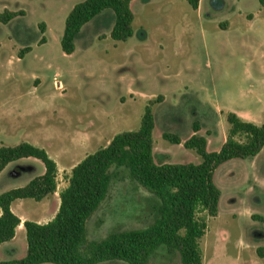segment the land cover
Here are the masks:
<instances>
[{
  "label": "rangeland",
  "instance_id": "rangeland-1",
  "mask_svg": "<svg viewBox=\"0 0 264 264\" xmlns=\"http://www.w3.org/2000/svg\"><path fill=\"white\" fill-rule=\"evenodd\" d=\"M82 1L0 0V12H18L0 22V146L27 141L44 148L59 165L58 186L68 185L76 163L114 135L139 129L151 101L158 164H199L201 156L183 144L195 133L207 139L209 152L219 151L230 128L229 112L264 123L259 0H200L197 9L187 0H132L130 38L111 37L115 13L106 9L82 27L75 51L67 54L61 45L66 17ZM165 132L183 142H170ZM8 171L13 181H0V193L42 175L45 166L27 157ZM214 182L222 191L218 215L198 213L208 223L200 241L203 264H264L256 253L264 245V221L255 217H264V148L253 158L221 164ZM21 202L39 204L31 198ZM156 202L127 168H115L107 198L87 222L88 240L148 226ZM52 205L50 198L48 210ZM21 238L16 254L8 258L3 247L0 258L25 257L27 240ZM179 262L165 248L150 259V264Z\"/></svg>",
  "mask_w": 264,
  "mask_h": 264
},
{
  "label": "trees",
  "instance_id": "trees-1",
  "mask_svg": "<svg viewBox=\"0 0 264 264\" xmlns=\"http://www.w3.org/2000/svg\"><path fill=\"white\" fill-rule=\"evenodd\" d=\"M132 0H84L74 5L65 21L62 49L71 54L82 27L106 9L115 13L111 37L125 41L133 35ZM197 9L200 0H187ZM264 7V0H259ZM18 12L5 9L0 22L8 23ZM44 32V24L41 25ZM46 37L41 39V43ZM31 48L21 50L23 56ZM163 98L159 96L157 99ZM157 101V100H155ZM154 101H151V104ZM151 104L146 106L137 130L117 133L110 142L86 155L71 170L68 185L60 192V206L47 223L25 220L27 254L20 259L0 261V264H99L121 261L129 264H150L151 257L161 248L179 256V264H203L200 241L208 223L199 217L200 211L216 217L219 213L221 189L214 182L215 170L234 158H253L264 148V123L245 121L229 112L228 135L219 151L207 150V139L193 134L182 141L174 133L164 138L182 143L202 158L199 164H158L154 159L155 117ZM199 130L198 122H195ZM34 157L44 163L42 175L26 185L0 193V245L12 240L21 219L11 208L17 199L41 201L55 193L58 187V164L42 147L23 141L0 146V172L11 162ZM125 167L130 176L156 198L154 219L146 227L114 231L97 242L88 240L87 222L99 210L109 194L114 169ZM264 221L263 216H255ZM264 259V245L256 249Z\"/></svg>",
  "mask_w": 264,
  "mask_h": 264
},
{
  "label": "crops",
  "instance_id": "crops-1",
  "mask_svg": "<svg viewBox=\"0 0 264 264\" xmlns=\"http://www.w3.org/2000/svg\"><path fill=\"white\" fill-rule=\"evenodd\" d=\"M13 162L9 163L0 172V181L5 182V183L6 182H9V181L10 182L13 181V176H11L9 174L11 170L8 171L10 165H12ZM24 167L25 166H22V168H24ZM59 169L60 168H59V165H58V170ZM6 171H8L9 173L6 172ZM19 175H21V173H19ZM4 186H6V185H4ZM66 186H67V184L64 185L62 188L60 186H58L57 187V191L55 193H53V194L45 197L41 201H37L40 205H43V206H38L39 204H35L36 206L27 205L28 204L27 202H21L23 200L25 201L28 198H25V199H17V200H15L12 203V205H11L12 211L16 215H18L20 217L21 223L18 225V227L16 229V235H15V237L12 240L7 241V242H5V243H3V244L0 245V249L3 248V247H5V250L9 254V255H7L8 258H10V256H12L13 254H16L17 253V242L16 241L18 239V236H21L23 238V236L25 235V237H26V229H25V226H24V221L25 220H32V221H36L38 223H47V222H49L50 220H52L55 217V215H56V213H57V211L59 209V206H60V201H61L60 200V192ZM15 187H18V186L6 187L7 189H5V190L7 191V190L12 189V188H15ZM5 190H3L2 192H4ZM50 198L53 199V205H52L51 210H48V205H49ZM1 212H2V210L0 208V214H1ZM26 240H27V238H26ZM27 247H28V245L25 248L26 249V253H27ZM21 254H23V252ZM4 258L5 259H1L0 258V261L11 260V259H7V257H4ZM13 258L14 259H18V258H22V257H13ZM44 264H53V263H44Z\"/></svg>",
  "mask_w": 264,
  "mask_h": 264
},
{
  "label": "built area",
  "instance_id": "built-area-1",
  "mask_svg": "<svg viewBox=\"0 0 264 264\" xmlns=\"http://www.w3.org/2000/svg\"><path fill=\"white\" fill-rule=\"evenodd\" d=\"M55 83H56V86H57L58 88L61 87V83H60V82H55Z\"/></svg>",
  "mask_w": 264,
  "mask_h": 264
}]
</instances>
